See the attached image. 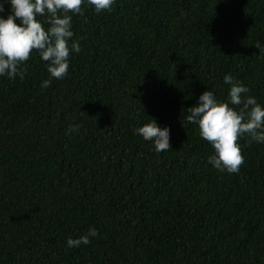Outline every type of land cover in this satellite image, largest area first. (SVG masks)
Wrapping results in <instances>:
<instances>
[{"label": "trees", "instance_id": "trees-1", "mask_svg": "<svg viewBox=\"0 0 264 264\" xmlns=\"http://www.w3.org/2000/svg\"><path fill=\"white\" fill-rule=\"evenodd\" d=\"M72 26L63 78L41 88L35 50L0 76V264H264V144L222 172L185 119L225 74L264 104V0H85ZM151 118L170 149L134 132Z\"/></svg>", "mask_w": 264, "mask_h": 264}, {"label": "clouds", "instance_id": "clouds-1", "mask_svg": "<svg viewBox=\"0 0 264 264\" xmlns=\"http://www.w3.org/2000/svg\"><path fill=\"white\" fill-rule=\"evenodd\" d=\"M5 2L9 8L7 13ZM86 2L93 11L101 12L110 10L115 0ZM83 3L85 0H0V76L23 79V62L35 50L49 74L40 87L46 88L53 79L63 78L69 69L70 55L81 51L79 40L72 39V19L73 14H81ZM223 81L229 86L226 97L218 98L207 87L196 103L187 108L185 119L197 126L199 136L213 148L208 163L219 171L238 173L244 162L238 141L247 136L249 141L264 144V104L249 95L248 86L231 74H225ZM79 128L78 123L69 124L66 134ZM134 132L151 141L156 152L171 148L170 128L159 126L156 118L134 128ZM96 235L97 229L90 225L78 237H68L66 244L69 248L87 245Z\"/></svg>", "mask_w": 264, "mask_h": 264}]
</instances>
